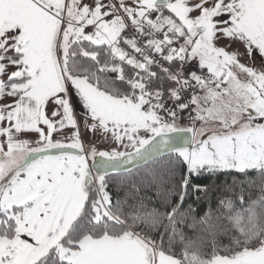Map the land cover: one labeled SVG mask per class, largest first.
Instances as JSON below:
<instances>
[{
  "label": "snow or ice",
  "instance_id": "1",
  "mask_svg": "<svg viewBox=\"0 0 264 264\" xmlns=\"http://www.w3.org/2000/svg\"><path fill=\"white\" fill-rule=\"evenodd\" d=\"M0 264H264V0H0Z\"/></svg>",
  "mask_w": 264,
  "mask_h": 264
},
{
  "label": "crops",
  "instance_id": "2",
  "mask_svg": "<svg viewBox=\"0 0 264 264\" xmlns=\"http://www.w3.org/2000/svg\"><path fill=\"white\" fill-rule=\"evenodd\" d=\"M257 63H259V60L257 59Z\"/></svg>",
  "mask_w": 264,
  "mask_h": 264
}]
</instances>
